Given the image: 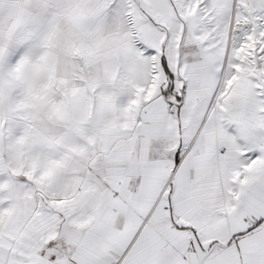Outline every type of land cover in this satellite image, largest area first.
Here are the masks:
<instances>
[{
    "label": "snow or ice",
    "instance_id": "obj_1",
    "mask_svg": "<svg viewBox=\"0 0 264 264\" xmlns=\"http://www.w3.org/2000/svg\"><path fill=\"white\" fill-rule=\"evenodd\" d=\"M0 264H264V0H0Z\"/></svg>",
    "mask_w": 264,
    "mask_h": 264
}]
</instances>
